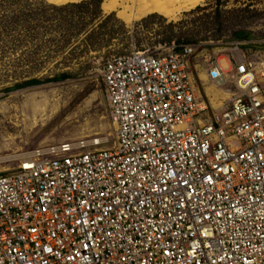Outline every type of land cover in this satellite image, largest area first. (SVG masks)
Masks as SVG:
<instances>
[{"label": "built area", "instance_id": "1", "mask_svg": "<svg viewBox=\"0 0 264 264\" xmlns=\"http://www.w3.org/2000/svg\"><path fill=\"white\" fill-rule=\"evenodd\" d=\"M198 50L106 60L114 146L39 148L0 175V264H264V64L210 56V82L235 90L214 112Z\"/></svg>", "mask_w": 264, "mask_h": 264}, {"label": "rangeland", "instance_id": "2", "mask_svg": "<svg viewBox=\"0 0 264 264\" xmlns=\"http://www.w3.org/2000/svg\"><path fill=\"white\" fill-rule=\"evenodd\" d=\"M11 1L0 0V175L16 168L27 154L67 141L98 140L102 148L113 147L116 126L101 75L104 63L115 54L134 50L153 52L165 46L162 33L171 23L176 24L174 43L189 40L199 46L189 70L202 94L204 88L200 78L206 80L204 70L210 56L224 59L232 53H240L257 68L264 64V0H222L225 5L221 11L222 27L213 19L217 0H203L175 17L155 13L161 16L149 21L148 28L139 27L135 37L136 24L149 15L127 18L119 8L108 10L106 0H102L106 6L104 11L101 9L103 15L114 13L115 20L107 23L102 31L105 35L95 41V47L82 42L86 38L84 32L75 37L78 32L75 28H71L72 32L57 26L28 32L18 23L20 7L29 9L26 15L30 11L41 14L43 10L36 11L37 7L55 1L28 0L20 4ZM82 1L89 0L71 3ZM198 7L206 9L189 14ZM89 9L93 10V6ZM44 13L46 18L51 15L47 11ZM203 17L205 22L200 21ZM43 20L39 16L29 27L40 25ZM69 38L71 43L65 46L64 41ZM65 72L77 76L56 83L16 87L33 79L45 81ZM212 85L208 86L215 89L213 93L218 96L220 91L226 99L235 92L231 87ZM213 93L208 94L209 97Z\"/></svg>", "mask_w": 264, "mask_h": 264}, {"label": "trees", "instance_id": "3", "mask_svg": "<svg viewBox=\"0 0 264 264\" xmlns=\"http://www.w3.org/2000/svg\"><path fill=\"white\" fill-rule=\"evenodd\" d=\"M27 1L28 0H12L11 2L20 4L21 2L25 3ZM52 1H55V3H58V4L62 3V4H66V5H58L55 3H49V2L45 1L46 3H48L50 5H44V6L41 5V7H37L35 9L36 11H39V12H41L40 10H43V12L41 14H38V12L33 14V12L30 11L29 15H26V10H29V9H27L26 7H20L21 8V10H20L21 15L18 14L19 15V17H18L19 21L17 20L18 23H20V25L22 27H24V29L27 30L28 32H33L34 30L37 31L36 29L40 30L43 28H45L47 30V28H56V26L58 27V29L68 30V31L72 32L71 28H75V30H77L79 32V33L78 32L75 33V37H77L80 33L84 32L86 34V38L82 42L85 43L87 46L95 47V41L99 37H102L105 35L102 33V31L104 30L107 23L109 21L115 20L114 13H111L108 16L103 15V12L101 9H103V7H104V9H106V6L108 8V5H107V3H106V6H105V3L103 5L102 0H89V1H82L80 3H65V2H59L56 0H52ZM90 6L91 7L93 6V10L89 9ZM223 6H225L224 2H222V0H217V7L215 10V15H214L213 19H216V22H218V25L220 27L223 26L222 22H220L221 11H222ZM104 9H103V11H104ZM205 9L206 8L198 7L196 10L191 11L189 14H192V13L194 14L197 11H202ZM108 10H109V8H108ZM44 11L50 12L51 13L50 17L46 18L47 16L45 17L46 13H44ZM157 15H159V14L149 15L147 18L140 21V23H137L136 28L133 31L134 37H135V35L136 36L138 35L137 33L139 31L138 30L139 27L146 26V28H148L147 27L148 22L158 18ZM39 16H40V18H44L43 22L40 25H36L35 27H29L30 22H33V20H35ZM159 16H161V15H159ZM210 16H205V17L208 18ZM205 17L200 18V21L203 20L205 22ZM85 19H87V20H85ZM10 23L15 24L14 22H10ZM175 27H176V24L171 23L167 26V30H165L162 33L164 38H165V44L166 45L171 44L173 42L174 37L177 36V34L175 33V30H174ZM64 43H65V46H68L71 43L70 38L66 39L64 41ZM175 43L178 46H180L182 44H192V42L189 40H187L186 42H181V40H176ZM76 76L77 75H74L71 72H65V73H62L60 75H57L54 78L47 79L45 81L33 79V80L25 82L24 84L16 86V87L19 89V88H22L25 86L40 85L43 82L44 83H52V82L56 83V82H61V81H65V80L74 78Z\"/></svg>", "mask_w": 264, "mask_h": 264}, {"label": "bare ground", "instance_id": "4", "mask_svg": "<svg viewBox=\"0 0 264 264\" xmlns=\"http://www.w3.org/2000/svg\"><path fill=\"white\" fill-rule=\"evenodd\" d=\"M59 2L71 3L76 0H56ZM203 0H106L109 10L119 8L127 18H142L150 14L166 13L177 16L179 13L198 6ZM224 59H221L223 61ZM209 95L213 90L206 88ZM100 142V141H98ZM3 160V159H2Z\"/></svg>", "mask_w": 264, "mask_h": 264}, {"label": "crops", "instance_id": "5", "mask_svg": "<svg viewBox=\"0 0 264 264\" xmlns=\"http://www.w3.org/2000/svg\"><path fill=\"white\" fill-rule=\"evenodd\" d=\"M204 72L206 74V80H203L202 78H200V80L203 82L204 94L201 93L200 88L196 86V83H195V86L198 89L199 93L201 94L202 98L206 99L209 102L214 112L216 111L220 112L228 107L229 99H226L227 97L225 98V96H223L224 94L217 89L216 90L219 91V95L217 96L216 93H213V95L209 97L206 88L208 85L210 86H213V85L208 78L207 69H205Z\"/></svg>", "mask_w": 264, "mask_h": 264}]
</instances>
